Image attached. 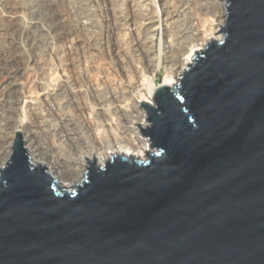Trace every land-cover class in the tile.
I'll use <instances>...</instances> for the list:
<instances>
[{"label":"water","instance_id":"1","mask_svg":"<svg viewBox=\"0 0 264 264\" xmlns=\"http://www.w3.org/2000/svg\"><path fill=\"white\" fill-rule=\"evenodd\" d=\"M224 1L222 41L139 102L145 160L84 158L62 191L15 131L0 264H264V0Z\"/></svg>","mask_w":264,"mask_h":264},{"label":"rangeland","instance_id":"2","mask_svg":"<svg viewBox=\"0 0 264 264\" xmlns=\"http://www.w3.org/2000/svg\"><path fill=\"white\" fill-rule=\"evenodd\" d=\"M112 1L113 4L108 0H0V68H4L5 65H8L7 68L11 66L12 71L9 69V75L13 78L18 74L17 78L20 77V80L16 83L22 84V87L27 85L24 79L26 73L30 74H28L30 80L35 76V79H38L31 82H41L42 89L46 86L44 92L42 89L36 91L32 89L30 95L33 97L26 93V87L23 89V96L19 98L13 115L18 120L16 126L19 129L24 127L26 102L31 99L38 103L36 118L39 120L43 117L45 124L53 128L57 127V122L62 117L80 123L88 109L94 111L97 108L85 82L80 84L82 88L80 94L60 91V84L65 80V75L69 82L73 83L78 74L87 76L106 72L110 75L116 92L123 93L125 101L136 98L137 90L146 87L140 80L150 77L152 70L156 81L163 78L165 67L174 61L169 58V54L175 57L177 53V56L181 50L177 49L182 48L185 43L181 39L184 32L188 31L187 26L191 22L199 23L213 16L206 13L212 0H134L132 5L129 0ZM222 2L226 5L224 0ZM167 10L173 13L176 11L175 18L170 20L171 13ZM216 13L218 15V12ZM169 39L175 42L172 41L173 48H167V52L163 41ZM172 49V52L176 51V53H170ZM170 61L172 62L169 64ZM38 75H44L45 80L39 79L42 76ZM2 81H0V93L7 91L6 89L3 91ZM137 84L140 86L139 89ZM50 89L59 91L55 92L57 95L55 100L50 98L46 101L41 95L51 93ZM25 94L27 97H24ZM11 101L10 94L5 93L0 103V115L4 114ZM55 101L59 103L60 111L56 109ZM100 121L96 125L99 123L103 125ZM54 142L60 143L58 139ZM62 152L65 154L64 151ZM74 188L68 191H73Z\"/></svg>","mask_w":264,"mask_h":264},{"label":"bare ground","instance_id":"3","mask_svg":"<svg viewBox=\"0 0 264 264\" xmlns=\"http://www.w3.org/2000/svg\"><path fill=\"white\" fill-rule=\"evenodd\" d=\"M108 1L109 3L113 4L112 0H108ZM133 2L134 0H129V3L131 5ZM220 2L217 0H212V2L209 3V7L206 9V13H210L211 15H213L211 16L212 18L209 19L208 17L207 19H203L202 22L199 21V23L191 22L190 25L187 26L188 28L185 26V28H187L188 31L184 32L183 36L181 33L183 39L181 38L180 39L181 41L183 40L185 43L183 46L181 45L182 48L180 47L179 49H177L178 51L181 49L178 54L179 56L178 55H177L178 57L176 56L177 54L176 51L172 52L173 49L170 50V53L172 52L176 54L175 57L172 54L174 58L170 56L171 54H169V58L171 57L172 59L171 58L170 59L174 61L173 62L170 61L169 64L171 62L172 63L170 65H167V67H165L166 68L165 75L163 76V78L161 80L156 81L153 75L154 70H152V72L150 73V77H144L140 80L144 86L146 85L144 89L143 88L139 89L140 86L137 84V89L139 90H137L136 98H131V100L126 99L125 101L123 93L120 92L119 94L118 91L116 92L112 79L110 78V75L106 72L101 74L98 72L96 74L93 75L90 74L87 76L78 74L77 78L75 79V81H73V83L72 81L69 82L68 78L65 75V80H63L62 84H60V91L64 93H68L67 91H69L71 94H77V93L80 94V92H82V88L80 84L85 82V84H87L86 87H88L87 90L90 91L91 93L90 95H92L91 97H93L92 100H94V102L97 105V108H95L94 111L92 109L87 110L88 112H86V114L82 119L83 123L82 122L75 123L69 118L65 119L62 117V119H60L58 122L56 121L58 124L57 127L53 128L51 127V125L45 124L46 122L42 116H41L42 119L39 118L38 120V118H36L37 117L36 114L38 112L37 110H39L38 107H36L38 103L30 98L31 96L30 92L32 89H34L35 91L37 89L41 90L42 88L40 86H43V84L40 85L41 82L40 83L31 82L36 78V76L32 80H30L31 78L29 77L30 74L28 73L29 74L28 75L26 73L25 77L24 75L22 76L24 77L25 81H27V85L24 86L26 87V93L30 95L28 96V98H30L31 100H28L26 102V107H25L26 115L24 118L25 122L22 121L24 123L23 125L24 127H22V129L21 128L19 129L18 126H16V121L18 120H16L15 117H13V115L16 111L15 106L17 105L19 98L23 96L22 91L25 87H22V84H17L18 83L17 80H20V77L17 78L18 74L14 75L13 78L11 77V75H9L10 74L9 71L10 70L12 71L11 66L10 68H7L8 65L7 66L3 65L5 69L0 68V81L3 80L1 84L2 86H4V87L1 86L3 88V91L5 89L7 91L4 93H2L1 91L0 103H2V100L5 97V93L10 94L12 101L9 107L7 108V110L4 112V114L0 115V170L3 169L6 162L9 160V157L12 154L11 148H12L13 139H15V131L20 133L22 146L26 152L27 157L29 158L30 163L33 166L39 165L42 168H44V170L53 178V180L57 184V187L60 188V190L63 189L62 191L70 190L72 187L77 185V183H79L84 178V174L87 171L86 168H88V165L85 164L84 158L87 159L89 162H92L94 158L95 164L99 167L104 166L105 162L111 159L110 156L112 157L115 155L135 158L141 161L145 160L146 158L144 157L145 153L153 152V150L149 147L150 145L149 140L146 137L143 138L141 136V133L138 131L137 127L134 126V125H138L142 130H145L147 129V127H149V122L145 121L146 111L142 107H139L140 106L139 102L152 105L153 104L152 97L154 90L160 85L176 84V80L180 79L182 73L187 68V64L192 63V58L194 57V51H198V52L199 51L201 52V50L203 51L205 48L204 46L210 43L211 41H218V42L222 41L221 39H223V37L220 36V33H218V31L224 24V20L226 17L225 6L227 5V2L226 5L223 4L222 0ZM130 4L129 6H131ZM167 11L170 12L169 10ZM174 12L176 13V11ZM216 12H218V15H216L217 14ZM170 13H171L170 16V20H171L175 18L176 14L173 12ZM167 17L169 19L168 14ZM147 32L148 31H146V33ZM151 35L152 34H150V36ZM170 37H166V38H170ZM172 41L174 40L169 39L168 41H163L165 45L164 48L166 50L167 48H173ZM120 65L121 64H119V66ZM38 76H42L39 79L42 78L43 81L45 80L44 75H38ZM36 80L38 79H35V81ZM44 88L46 89V86L43 87L42 89L43 92H44ZM54 90L55 89H50L51 93L48 92L45 95L41 91L43 94L41 96H43L45 100L50 98L52 100H55L57 96L55 95V92H58L59 90L58 91L56 90L54 91ZM24 97H27L26 94ZM55 105H56V109L60 111L59 103ZM95 120L98 121L101 120L100 122H103V125L100 123L99 125H96L98 121L95 122ZM79 124H83V125H79ZM55 139L56 140L58 139L60 143L59 144L55 143L54 142ZM62 151H64L65 154L67 153L68 156H66L67 154L65 155ZM61 153H63L65 157Z\"/></svg>","mask_w":264,"mask_h":264}]
</instances>
